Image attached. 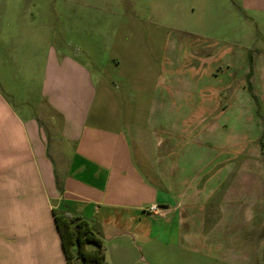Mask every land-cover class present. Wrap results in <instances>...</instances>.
I'll list each match as a JSON object with an SVG mask.
<instances>
[{"label": "crops", "instance_id": "obj_1", "mask_svg": "<svg viewBox=\"0 0 264 264\" xmlns=\"http://www.w3.org/2000/svg\"><path fill=\"white\" fill-rule=\"evenodd\" d=\"M245 3L258 25L264 0ZM26 48L18 35L0 42V264H68L56 215L85 220L106 264H264V239L251 240L264 227L262 127L241 88L226 109L184 121L197 100L182 101L171 73L158 100L182 101L173 120L157 101L148 118L105 115L100 91L113 97L112 86L83 50ZM254 60L251 84L264 91V52Z\"/></svg>", "mask_w": 264, "mask_h": 264}, {"label": "rangeland", "instance_id": "obj_2", "mask_svg": "<svg viewBox=\"0 0 264 264\" xmlns=\"http://www.w3.org/2000/svg\"><path fill=\"white\" fill-rule=\"evenodd\" d=\"M245 5V0H0V42L18 35L25 52L31 41L49 39L58 48L69 42L71 55L83 50L96 79L112 86L113 97L100 91L98 108L105 115L148 118L157 101L165 105L157 107V115L173 120L178 102L197 100L182 110L186 121L191 113L226 109L241 88L262 127L257 144L264 162V91L254 89L258 115L247 86L253 70L261 71L254 57L264 52V16L256 15L259 24H254ZM171 73L182 78V101L161 102L158 96L167 93ZM219 98L214 108L207 102ZM200 99L206 102L198 104ZM110 102L120 105L111 108ZM257 238L264 239L255 235L252 242Z\"/></svg>", "mask_w": 264, "mask_h": 264}, {"label": "trees", "instance_id": "obj_3", "mask_svg": "<svg viewBox=\"0 0 264 264\" xmlns=\"http://www.w3.org/2000/svg\"><path fill=\"white\" fill-rule=\"evenodd\" d=\"M251 77L252 74L248 79ZM247 86L257 101V113L260 115L259 100L250 81ZM55 218L68 264H106L103 243L85 220L69 215H56ZM261 235L264 238V228ZM89 244H95L97 249L89 250Z\"/></svg>", "mask_w": 264, "mask_h": 264}, {"label": "built area", "instance_id": "obj_4", "mask_svg": "<svg viewBox=\"0 0 264 264\" xmlns=\"http://www.w3.org/2000/svg\"><path fill=\"white\" fill-rule=\"evenodd\" d=\"M148 213L155 216H163L166 213V210L160 205L153 204L147 209Z\"/></svg>", "mask_w": 264, "mask_h": 264}]
</instances>
